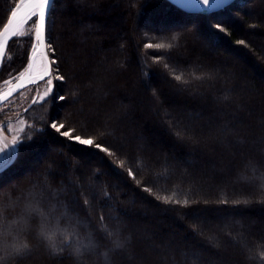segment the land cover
<instances>
[{
    "label": "trees",
    "instance_id": "obj_1",
    "mask_svg": "<svg viewBox=\"0 0 264 264\" xmlns=\"http://www.w3.org/2000/svg\"><path fill=\"white\" fill-rule=\"evenodd\" d=\"M9 7V0H0V29ZM216 23L226 32L218 31ZM173 35L179 39L173 41ZM50 36L66 79L55 83L49 99L25 112L33 127L23 137L32 139L23 141L27 147L21 148L17 163L0 174V204L21 196L39 199L41 184L63 190L59 206L75 210L61 219V227L81 237L93 231L97 238L102 235L101 214L119 216L123 234L131 237L130 252H109L107 261L92 255L83 264H191L181 256L189 250L199 253L200 264H257L249 256L259 257L264 250V203L259 202L264 192L255 179L245 180L254 171L264 172V0H236L207 16L167 0H55ZM30 38L9 43L4 63L10 55L11 67L0 71V80L23 69ZM240 39L247 46L238 45ZM149 43L173 47L146 49ZM157 56L163 58L156 61ZM173 73L192 83H178ZM201 73L212 79L195 81L193 74ZM165 113L194 130L199 143L178 140ZM53 120L75 127V135H95L101 128L113 132L106 142L119 149L142 185L116 168L112 158L105 160L115 172L99 163L94 149L60 137L48 126ZM143 186L161 196L175 191V199L193 203L166 205ZM88 189L95 197L90 209L79 195ZM104 190L111 200H105ZM244 199L251 202L232 203ZM24 205L23 199L15 207L9 203L3 213L7 219L0 220L31 249L19 264H74L68 251L50 254L38 235V217L26 225L16 223ZM193 224L203 235L193 231ZM54 239L61 246L64 236L57 232ZM5 240L13 243L12 237L0 236V242ZM2 256L6 253L0 251ZM5 264L16 261L8 257Z\"/></svg>",
    "mask_w": 264,
    "mask_h": 264
},
{
    "label": "snow or ice",
    "instance_id": "obj_2",
    "mask_svg": "<svg viewBox=\"0 0 264 264\" xmlns=\"http://www.w3.org/2000/svg\"><path fill=\"white\" fill-rule=\"evenodd\" d=\"M76 2L79 3L80 0H76ZM170 2L178 5L181 10L194 11L201 14H213L214 9L219 8L222 4H226L224 0H170ZM9 4L10 7L8 9L6 22L3 23V27L0 29V71H3L5 67H11L10 58H7L9 60L8 63H4L6 59V46L9 40L24 35H29L31 37L30 28L32 26L35 28V34L29 41L31 45L30 50L24 53L27 62L23 69L18 73L9 71L8 78L0 80V115H7V112L3 111V108L11 109V106L16 102V96L23 95L24 91L37 93V95L30 97L33 104L44 102L45 98L49 97L56 87L54 81L64 82L66 79L64 75L60 74L58 61L55 59V49L51 43L50 24L54 0H15L14 4L12 0H9ZM214 27L220 32H226V28L220 23H216ZM178 39L179 37L177 35L172 36L173 41ZM236 43L238 45L247 46L246 41L243 39L237 40ZM144 47L146 49H171L173 45L170 43H149L145 44ZM162 58L163 57L159 56L155 57L156 61ZM164 67L166 69L169 68L168 63H165ZM173 79L184 85H190L192 83V81L184 79L182 74L173 73ZM193 79L195 81L210 80L212 76L209 73H201V75L198 76L193 74ZM41 84L44 86L42 94L39 92ZM33 85H35L34 88L31 87ZM4 86H8L6 90H4ZM153 94L155 95V91ZM76 95L77 93L73 92V96L75 97ZM37 96L39 98H37ZM64 99V96H60V100ZM223 99L227 101L229 97L225 96ZM30 108L31 105H29V109ZM29 109H25L24 111L27 112ZM16 115L17 122L21 125L25 124L22 114L17 113ZM164 115L170 126L174 129V134L178 140L199 143V137H197L194 130L183 124L179 119H173L168 113ZM11 123V119L0 120V131H12ZM48 126L67 141L79 144L85 149H94V154L98 157L99 163L106 164L109 169L115 172V169L112 168V164L105 160V157L112 158L116 168L126 170L128 178L135 181L138 187L142 185V180L137 178V173L133 171V168L126 167L128 165V160L126 158L121 159L118 155L119 149L106 142L105 137L113 135V132L108 131L106 128H101L97 134L85 137L82 135H75L76 128H67L66 123L63 122L54 120L49 121ZM27 127L32 128L33 125L28 124ZM66 128L67 130H64ZM15 131L16 134L12 137L10 142L0 139V174L5 173L17 163L21 148L27 147V145L23 144V141L25 139H32L30 135L26 137L21 136V133L24 132L23 127L17 128ZM101 153L103 156L100 155ZM256 168V165H252V169ZM96 171H99V169ZM165 173H167V169H165ZM252 179L257 181L258 188L260 191L264 192V172L254 171L253 177L246 179L245 182L250 183ZM2 191L3 189H0V192ZM142 191L154 195L156 200L166 205L179 204L181 207H188L193 203L188 199L182 202L175 199L174 197L177 195L175 191L172 196L157 195L150 186H143ZM62 192L63 190L51 189L50 186L41 184L39 199H29L28 197L21 196L15 201H6L0 204V220L7 219L3 213L7 212L9 203L15 207L18 205L19 201L23 199L25 201L23 218L17 219L16 223L18 225H26L30 223L33 218L38 217L40 224L38 235L45 242L51 255H63L65 251H68L69 256L74 260V264H83V261L92 255H102L107 261L109 252L113 255L130 252L131 237L123 234L120 227L122 221H120L119 216L106 217L104 214L99 216L98 231L102 233V235L98 238L96 237L95 231L81 237L79 232L69 231L67 227H61V219H67L70 211L75 210L69 209L67 206H59L61 202L58 197ZM72 195V203L78 207L79 198L75 195V192H73ZM79 195L83 198L84 207L89 209L92 208V201L95 198L92 191L90 189L81 190ZM103 197L105 200L112 199L107 190L103 191ZM250 202L249 199L232 201L234 205L240 203L248 204ZM259 202L264 203V198ZM205 203H207V201H205ZM219 203L227 204L228 200L221 199ZM54 213H56V215H54ZM106 221H112L114 223L110 225V223ZM90 226L91 225H89V227ZM193 231L203 235V230L200 229L197 224H193ZM57 232L64 236L61 246H58L54 239ZM227 235L232 236L231 233H227ZM0 236L12 237L13 239V243H7L6 240L0 242V251L6 253V256L0 257V264H5L8 257L14 259L16 264H19V260L30 253L31 249L27 241L20 243L18 240V232L17 236L14 237L2 223H0ZM232 238L235 240L234 236H232ZM209 241L214 247H220L219 242L214 237H209ZM107 245H111V247L109 248ZM101 248L105 250L101 252ZM246 250L249 252L251 251L250 249ZM181 256L185 261L190 259L191 264H200V255L195 250L182 252ZM249 259L257 260V264H264V250L260 251L259 257L249 256Z\"/></svg>",
    "mask_w": 264,
    "mask_h": 264
},
{
    "label": "rangeland",
    "instance_id": "obj_3",
    "mask_svg": "<svg viewBox=\"0 0 264 264\" xmlns=\"http://www.w3.org/2000/svg\"><path fill=\"white\" fill-rule=\"evenodd\" d=\"M35 19V18H34ZM31 24V22H30ZM30 31H31V37H34V34H35V28L34 26H32L30 28ZM24 36H29V35H24ZM24 36H20V37H24ZM15 38V37H14ZM50 51V50H49ZM7 54V53H6ZM11 56L8 55L7 58H10ZM6 79V78H5ZM57 81H54V83H56ZM8 86H4V90L7 89ZM35 86H33L34 88ZM43 89H44V86L41 84L40 86V89H39V92L42 94L43 92ZM54 91V90H53ZM34 95H37L36 92H27V91H24L23 92V95H17L16 96V102L11 106V109H8V108H3V111L7 112V115H0V120H7V119H11V127H12V131H0V139H3L7 142H10L12 137L16 134V129L17 128H21L23 127L24 128V132L21 133V136L23 137L25 131L28 129L27 125L28 124H31L33 125L32 123H30L28 121V115L25 114V109H29V105L32 104V100L30 99L31 96H34ZM52 95V94H51ZM51 95L47 98H45V101L47 99H49L51 97ZM37 98H39L37 96ZM40 104V103H39ZM34 105V104H32ZM31 105V106H32ZM17 113H20L22 114L23 116V119L25 120V124L21 125L17 122ZM31 129V128H30Z\"/></svg>",
    "mask_w": 264,
    "mask_h": 264
},
{
    "label": "water",
    "instance_id": "obj_4",
    "mask_svg": "<svg viewBox=\"0 0 264 264\" xmlns=\"http://www.w3.org/2000/svg\"><path fill=\"white\" fill-rule=\"evenodd\" d=\"M167 1L170 2V0H167ZM235 1H236V0H224V2H225L226 4H222L219 8L214 9V10H213V14H214V13H217V12H219V11L224 10L225 8H227L228 6H230L232 3H234ZM54 2H55V0H54ZM170 3H171V2H170ZM171 4H173V5H175L176 7L180 8L178 5H176V4H174V3H171ZM183 11L188 12V13H190V14H198V15H205V16H207V15H211V14H201V13H197V12H194V11H187V10H183ZM12 39H13V38H12ZM12 39L9 40V43L12 41ZM9 43H8V45H9ZM8 45L6 46V52H7ZM5 56H6V53H5ZM33 86H34V85H33ZM22 91H23V90H22ZM32 104H33V103H32ZM32 104H31V105H32Z\"/></svg>",
    "mask_w": 264,
    "mask_h": 264
},
{
    "label": "flooded vegetation",
    "instance_id": "obj_5",
    "mask_svg": "<svg viewBox=\"0 0 264 264\" xmlns=\"http://www.w3.org/2000/svg\"><path fill=\"white\" fill-rule=\"evenodd\" d=\"M35 86V85H34ZM31 87H33V86H31Z\"/></svg>",
    "mask_w": 264,
    "mask_h": 264
}]
</instances>
